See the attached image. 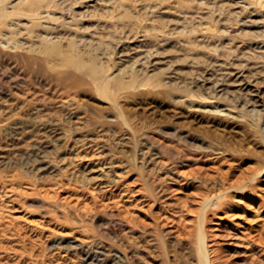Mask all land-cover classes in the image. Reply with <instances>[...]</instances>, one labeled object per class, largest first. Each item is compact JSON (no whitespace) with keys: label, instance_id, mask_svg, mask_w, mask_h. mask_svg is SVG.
<instances>
[{"label":"rangeland","instance_id":"1","mask_svg":"<svg viewBox=\"0 0 264 264\" xmlns=\"http://www.w3.org/2000/svg\"><path fill=\"white\" fill-rule=\"evenodd\" d=\"M263 201L264 0H0V264H264Z\"/></svg>","mask_w":264,"mask_h":264},{"label":"bare ground","instance_id":"2","mask_svg":"<svg viewBox=\"0 0 264 264\" xmlns=\"http://www.w3.org/2000/svg\"><path fill=\"white\" fill-rule=\"evenodd\" d=\"M52 51L56 52L55 50H52ZM64 62H65V64H68L71 66H76V67H79L81 69L87 68L92 75H98V74L102 73L101 71H98V69L94 65H91V64L87 63L86 61L81 60L79 57H76L74 55H69L66 58V60H64ZM106 84H104L103 81L101 83V85L104 88H107ZM251 189L256 190V188L254 186H251ZM253 195H254V193H253ZM224 197L222 196V198L219 201L223 202V199H225ZM254 198H256L255 195H254ZM262 199H263V197H262ZM205 202H206V200H205ZM207 202L210 203V200L209 201L207 200ZM220 202H217L218 206H220L222 204ZM209 203H206V205H208ZM218 206H217V208H218ZM262 206L264 208V201L260 203V207H262ZM232 209H234V208H232ZM222 210L228 211L227 209H224V208H222ZM204 223H205V219L201 218L200 225H199V235H198V250H199L198 259H199V262H200V264H218L219 261L221 260V258L219 256L220 250L214 246H211L212 244H210V242L208 241L209 236L207 235V231L205 229ZM189 232H192V229L189 230ZM260 239H263V237H261Z\"/></svg>","mask_w":264,"mask_h":264}]
</instances>
